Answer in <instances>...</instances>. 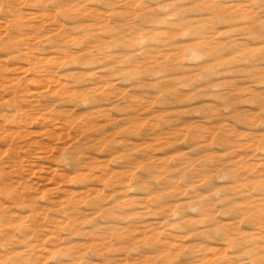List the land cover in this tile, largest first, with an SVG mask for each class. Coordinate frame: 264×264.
<instances>
[{"label":"rangeland","instance_id":"rangeland-1","mask_svg":"<svg viewBox=\"0 0 264 264\" xmlns=\"http://www.w3.org/2000/svg\"><path fill=\"white\" fill-rule=\"evenodd\" d=\"M0 264H264V0H0Z\"/></svg>","mask_w":264,"mask_h":264},{"label":"bare ground","instance_id":"bare-ground-1","mask_svg":"<svg viewBox=\"0 0 264 264\" xmlns=\"http://www.w3.org/2000/svg\"><path fill=\"white\" fill-rule=\"evenodd\" d=\"M50 167V166H49ZM216 247V246H215ZM220 248V247H219Z\"/></svg>","mask_w":264,"mask_h":264}]
</instances>
